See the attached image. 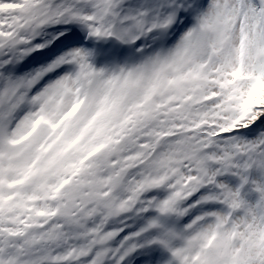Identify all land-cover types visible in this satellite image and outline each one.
<instances>
[{"label": "snow or ice", "instance_id": "obj_1", "mask_svg": "<svg viewBox=\"0 0 264 264\" xmlns=\"http://www.w3.org/2000/svg\"><path fill=\"white\" fill-rule=\"evenodd\" d=\"M0 264H264V0H0Z\"/></svg>", "mask_w": 264, "mask_h": 264}]
</instances>
